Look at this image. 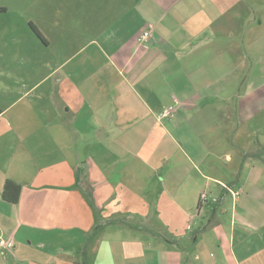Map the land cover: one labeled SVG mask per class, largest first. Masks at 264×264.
I'll return each mask as SVG.
<instances>
[{"label": "crops", "instance_id": "crops-1", "mask_svg": "<svg viewBox=\"0 0 264 264\" xmlns=\"http://www.w3.org/2000/svg\"><path fill=\"white\" fill-rule=\"evenodd\" d=\"M45 20V58L0 93V264H264V0H73Z\"/></svg>", "mask_w": 264, "mask_h": 264}, {"label": "rangeland", "instance_id": "rangeland-1", "mask_svg": "<svg viewBox=\"0 0 264 264\" xmlns=\"http://www.w3.org/2000/svg\"><path fill=\"white\" fill-rule=\"evenodd\" d=\"M57 3L73 6V0H0V8H4V11L0 12V87L7 86L4 90L0 89V93L2 91L8 93L9 84L20 80L22 75L20 71L14 72L12 69L21 68L23 62L20 59L24 54L27 62L34 61L35 65L41 64V59L45 58L39 48L34 46L36 36L32 34L29 23L33 22L38 27H43L47 20L41 21V18L49 12V5ZM25 66L27 67L28 63H25ZM36 70L34 79L40 78L41 75L40 70ZM6 100L7 96L6 98L0 96V107ZM202 206L198 199L199 208H197L201 209ZM201 219L204 225L210 220L209 217L204 216H201ZM210 229L211 227H208L204 232Z\"/></svg>", "mask_w": 264, "mask_h": 264}, {"label": "trees", "instance_id": "trees-1", "mask_svg": "<svg viewBox=\"0 0 264 264\" xmlns=\"http://www.w3.org/2000/svg\"><path fill=\"white\" fill-rule=\"evenodd\" d=\"M3 11H4V8H0V12H3ZM29 26H30V29L35 34V36L42 43H45L43 38H42V36L36 30V28L31 23H29ZM20 192H21L20 185H18L17 183H15L13 181H8L7 180V181H5V183L3 185L1 197H2L3 201H5V202L16 204L18 202V200H19ZM86 194L89 197V200H91V198H92V196H91V188H89V187L86 188Z\"/></svg>", "mask_w": 264, "mask_h": 264}, {"label": "built area", "instance_id": "built-area-1", "mask_svg": "<svg viewBox=\"0 0 264 264\" xmlns=\"http://www.w3.org/2000/svg\"><path fill=\"white\" fill-rule=\"evenodd\" d=\"M148 35H149V32H148V31H145V32L141 35V37H140V41H144V40H146V38L148 37ZM172 112H173L172 107H169V108L165 109V110L161 113L160 118H161V119H165V118L171 117ZM222 187H223L224 189H226L228 192H230L231 195H232L234 198H236V197L238 196V192L232 191L228 186H226V185H222ZM208 200H209V199H208V196H207L206 192H204V191L201 192V194L199 195V204H200V203H201V204H205ZM211 201L215 202L216 199L211 200ZM12 246H13V242H12L11 240H8V239L5 240V239H3V238L0 239V249L11 248Z\"/></svg>", "mask_w": 264, "mask_h": 264}]
</instances>
